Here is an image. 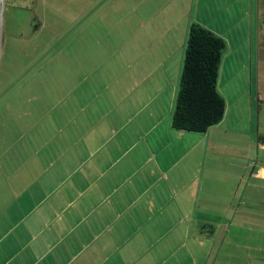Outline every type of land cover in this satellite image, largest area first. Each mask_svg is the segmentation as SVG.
Listing matches in <instances>:
<instances>
[{"label":"crops","instance_id":"1","mask_svg":"<svg viewBox=\"0 0 264 264\" xmlns=\"http://www.w3.org/2000/svg\"><path fill=\"white\" fill-rule=\"evenodd\" d=\"M105 1L0 91V264H264L228 241L264 237V0H195L144 37ZM191 24L226 43L200 134L172 127Z\"/></svg>","mask_w":264,"mask_h":264},{"label":"rangeland","instance_id":"2","mask_svg":"<svg viewBox=\"0 0 264 264\" xmlns=\"http://www.w3.org/2000/svg\"><path fill=\"white\" fill-rule=\"evenodd\" d=\"M91 2L92 0H0V91L8 92L12 86L11 82L17 75L30 70L33 60L35 63L42 60L41 54L60 50L61 44H56V41L72 29L77 30L74 23L79 19V15L80 17L84 15L81 9L78 10V6L89 8ZM105 2L114 6L107 15L111 17L108 22L118 21L119 26L112 33L118 36H122L121 34H124L130 24H133L134 30H138L135 35L144 37L147 24L162 16H166L164 23H180L186 22L188 18L191 19L192 14L193 22L198 11L195 0H106ZM199 9L202 10L201 15H205L204 6L201 5ZM185 15L188 17L185 18ZM169 18L173 21H169ZM92 19H94L93 13ZM144 22H147L146 27L142 28L141 23ZM167 26L170 28L169 25ZM171 30L169 29L168 32ZM181 30L180 28L173 30L171 36L180 39ZM160 32H162L160 28L157 31L150 29V35L157 36ZM40 63L41 68H44L43 64L46 60ZM26 91L28 93L30 91L29 84ZM250 232L247 230L245 235L238 237L231 235L228 241L253 243V238L256 237L261 239L259 245L264 246V237L251 236ZM252 254L263 253H246V255ZM250 259L255 260L252 257Z\"/></svg>","mask_w":264,"mask_h":264},{"label":"trees","instance_id":"3","mask_svg":"<svg viewBox=\"0 0 264 264\" xmlns=\"http://www.w3.org/2000/svg\"><path fill=\"white\" fill-rule=\"evenodd\" d=\"M225 40L199 24L188 32L180 91L172 117L176 131L205 133L222 122L226 102L218 90Z\"/></svg>","mask_w":264,"mask_h":264}]
</instances>
